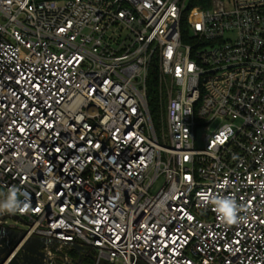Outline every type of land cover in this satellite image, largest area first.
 <instances>
[{
  "label": "built area",
  "instance_id": "built-area-1",
  "mask_svg": "<svg viewBox=\"0 0 264 264\" xmlns=\"http://www.w3.org/2000/svg\"><path fill=\"white\" fill-rule=\"evenodd\" d=\"M186 1L0 0V226L46 264H264V0Z\"/></svg>",
  "mask_w": 264,
  "mask_h": 264
},
{
  "label": "water",
  "instance_id": "water-1",
  "mask_svg": "<svg viewBox=\"0 0 264 264\" xmlns=\"http://www.w3.org/2000/svg\"><path fill=\"white\" fill-rule=\"evenodd\" d=\"M24 233L13 231L0 226V264H46L43 249L52 246V242L40 238H30L23 241ZM72 247L77 255L76 264H83L81 259L85 256L91 264H108L98 261L89 252L76 245H65ZM64 248V249H65ZM43 254V256H42ZM60 257L64 253L58 252Z\"/></svg>",
  "mask_w": 264,
  "mask_h": 264
},
{
  "label": "trees",
  "instance_id": "trees-1",
  "mask_svg": "<svg viewBox=\"0 0 264 264\" xmlns=\"http://www.w3.org/2000/svg\"><path fill=\"white\" fill-rule=\"evenodd\" d=\"M211 0H187L186 1V7L185 11L183 12L182 20H185V17L189 15L191 11L199 10V9H206L209 6ZM157 71L153 67L150 69L147 79V105L148 110L150 113V118L152 120V124L154 125V118H156L157 114V107H158V97H157V77H156ZM154 95V98L150 97ZM86 261H89V259L86 258ZM91 264V263H90Z\"/></svg>",
  "mask_w": 264,
  "mask_h": 264
},
{
  "label": "rangeland",
  "instance_id": "rangeland-1",
  "mask_svg": "<svg viewBox=\"0 0 264 264\" xmlns=\"http://www.w3.org/2000/svg\"><path fill=\"white\" fill-rule=\"evenodd\" d=\"M232 33L235 34L236 31H233ZM154 97H155V96L152 95V96L150 97V99H151V98H154ZM154 125H155L154 127L158 130V128H159V115H158V114H156V118H154ZM216 127H217V123H212V124H210V125L207 127L208 130L206 131V129H204V130L202 131V134H207V133H209V132H211V131H214V129H215ZM196 145H197V147H201V146H202V143H201V141H200V137L197 138V144H196ZM160 184H161V182L158 181V182L156 183V185H155V187H154L153 190L155 191L156 189H158V188L160 187ZM14 222H15V221L8 219V220H7V225H12ZM17 227H20V228H21V225L18 224ZM69 257L72 258V259H75V258H76V254H75L74 252L69 253ZM86 263H87V264H90L91 262H90V261H86Z\"/></svg>",
  "mask_w": 264,
  "mask_h": 264
},
{
  "label": "clouds",
  "instance_id": "clouds-1",
  "mask_svg": "<svg viewBox=\"0 0 264 264\" xmlns=\"http://www.w3.org/2000/svg\"><path fill=\"white\" fill-rule=\"evenodd\" d=\"M223 203V211L226 212L228 215V222L235 223L236 222V206L234 203L230 201H224Z\"/></svg>",
  "mask_w": 264,
  "mask_h": 264
},
{
  "label": "flooded vegetation",
  "instance_id": "flooded-vegetation-1",
  "mask_svg": "<svg viewBox=\"0 0 264 264\" xmlns=\"http://www.w3.org/2000/svg\"><path fill=\"white\" fill-rule=\"evenodd\" d=\"M42 256H43V254H42ZM75 259L77 260V258H75ZM76 260H75V261H76ZM81 261H82L83 264H87V263H86V258L82 257Z\"/></svg>",
  "mask_w": 264,
  "mask_h": 264
}]
</instances>
